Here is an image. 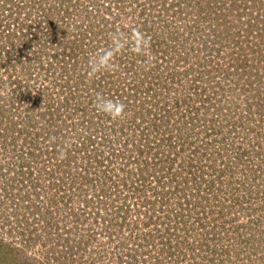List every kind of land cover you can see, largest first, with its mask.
Instances as JSON below:
<instances>
[{
  "label": "rangeland",
  "instance_id": "obj_1",
  "mask_svg": "<svg viewBox=\"0 0 264 264\" xmlns=\"http://www.w3.org/2000/svg\"><path fill=\"white\" fill-rule=\"evenodd\" d=\"M54 1L9 0L8 6H5V12H1L4 6L3 0H0V6H2L0 32L9 35V31L10 33L17 31L15 39L18 38V40L16 39L17 43L14 42L13 45L14 47L18 45V48L21 49V39L30 29L37 26L38 32V28L39 31H43L41 28H47V25L42 22L45 16L44 11L53 6L56 14L65 16L61 21H58L63 29L61 30L63 34L60 35L64 37L65 43L70 39L80 40V34L88 31V25L100 26L101 21L105 31H111L112 27H115L117 31L123 33L130 29L132 34H138L135 31L137 29L139 33L149 35L150 38L146 37V39H150V42L152 37L148 33L149 31L154 34H163L167 41L170 40V35L175 34L176 37L170 40L171 44H169L172 48L171 58L168 60L170 62H173L172 58L174 61L177 60L175 56L181 58L182 53L187 51V49L179 51L180 42L185 40L187 35L196 36L195 49L199 50L201 43L198 44L197 38H203L204 35L207 39L209 37L207 35L211 34L210 25L206 22L198 25L200 31L190 34V31L182 29L183 25L178 22L179 14L177 16L173 13L168 14L166 10L162 14L163 16L157 11H154L152 15L151 12L144 15V10L152 9L153 0H121L120 7L119 0H106L110 1V5L113 6L111 8L113 15L109 16L111 20L100 17V13L95 11L96 6L92 4L93 0H71L70 10L67 8V11ZM163 2L166 4L161 5ZM19 3H22L23 10H17L16 5H20ZM241 3L236 1L225 4L228 9L224 16L229 18L226 25L233 32L227 39L228 51L246 55L259 51L264 55V33L263 36L260 33V40L257 37L260 28L257 29L255 25L248 28L247 31L243 27V21L239 19L238 12L234 15L229 14L233 8H242ZM180 4L174 0H160V2L158 0L157 8L164 6L171 9L177 8L181 13L182 7L185 6ZM190 6H192L191 3L188 7ZM206 7L207 1L203 3V9ZM122 8L126 13L134 12L136 21L130 19L131 15L129 17L124 15L116 20L117 10ZM183 11L188 13L187 10ZM202 12L206 17L210 16L209 11ZM194 15L196 14L194 13ZM13 16L26 24L25 29L21 30L15 26ZM80 16H84L85 19H81ZM89 19L91 22L88 21ZM193 19L190 18V20ZM136 22L139 23L137 28L135 27ZM51 23L55 24L56 22L51 21ZM185 25L192 27L191 23L185 22ZM256 30L258 34H256ZM223 31L221 29V32ZM245 35L253 40L246 39ZM47 36H49V40L46 41L49 58L46 56L44 59L43 53H40V57L35 59L30 56L20 58L15 48V52L12 53L9 50L10 55L0 59V96L23 94L28 98L25 101L17 99V103L14 105L0 100V109L8 111L7 119L24 120L28 115L26 110L32 109L31 107L39 113V118H31L32 123L36 124L25 126L14 136L12 141L15 140V143H10L9 139H0V168H5V174L8 176L10 172L8 168L21 166L22 163H25V167H29L33 161L32 167L36 162L40 167V173H43L42 167H44L49 168L50 172L55 174L54 182L48 183L53 179L52 176L45 177L48 181H44L37 188L36 193H31V190L28 189H21L18 193L28 199L16 205L4 202V197L9 201L7 195L10 194L2 192L4 181L0 180V264H264V170L262 169L264 164V110H262L264 106V73L261 72L262 70L258 69V73H256L252 61L246 66L236 67L226 60L224 63L229 71L226 78L222 76L220 80L216 70L218 66H222V63L215 62L214 77L205 85L208 91L202 97L205 101L204 105L212 104V108L206 110L202 104L199 122L194 129L184 127L180 137H176L175 134L167 137V131L162 132V130H166L164 126L167 123L163 121L164 126H159L156 129H154L153 123L149 124V121H158L162 112L152 109L153 98L150 99L151 96L146 92V88L138 91V98H141V101H147V103L136 102L134 109L132 106L125 105V112L119 118L111 119L103 112L97 111L94 102L101 103V98L98 99V95L84 84H87L92 77L98 78L105 75L104 70L92 75L84 74L85 78L83 77V81L79 84L78 72L73 71L68 65L63 71L58 65L57 59L54 60L55 63L51 62L54 63V67L49 69L50 58L54 57L53 54L57 53L62 56L66 54V49L62 43H58L55 35ZM238 40L243 42L247 40L263 41V44L259 43L258 49L247 48L245 52H241L237 50V47L240 46L237 43ZM150 42L147 43V47ZM82 44L83 48L76 52L77 55L91 54L92 48L89 42L83 41ZM5 45L7 46V41L3 39L0 44L1 52L4 50L1 48ZM34 45L38 46L36 42ZM186 47H190V45H186ZM173 51L176 53L175 56ZM35 53L37 55V52ZM30 58L31 60H29ZM41 61L47 64L44 65V68L41 66ZM88 61L89 59L86 58L83 60L84 63H88ZM234 61L236 62V59ZM188 62L179 67L185 68ZM87 63L86 67H88ZM26 66L28 67L25 69ZM172 67L174 66H170V72H167L166 68V73L161 77L162 83L171 86L170 92H162L160 101H163L164 104L175 100L178 94L179 88L176 83L171 81V77L175 74ZM69 69L73 71L70 89L61 85V83H65L64 74H68ZM118 72L116 67L111 66L110 75L118 74L119 77L113 95H117V97L113 98H120L121 88L124 91L123 99L127 96L129 100H132L131 93L134 92L131 90L133 87L129 86L131 83L133 85L132 75ZM51 75L57 77L54 78L53 84L57 86L58 94L61 97L65 94L69 96L68 103H63L62 98L54 102L38 99L36 95L38 94L36 87L38 80L42 81ZM27 76L31 78L26 80ZM47 79L44 83L48 82ZM189 80L188 76L183 77L185 85ZM219 80L222 85L220 90L214 88L213 91L214 85L217 86ZM181 82L182 78L177 84L181 85ZM25 85L31 87L29 94H25ZM156 85L154 84L153 89L160 93L162 90H159L160 86ZM182 93L186 96L191 92L186 88L182 90ZM105 94L106 102L115 104V101L118 100L112 99L110 92L106 93L105 91ZM119 102L122 103V101ZM132 102L130 101V103ZM139 105L146 113L140 111L133 114ZM81 110L94 121L97 119L106 120L97 133L104 131L107 133L104 136H97L91 144L89 129L86 126L88 117L83 118ZM49 113H55L51 126H48L47 121L44 120L49 119ZM170 125L176 124L170 122ZM161 127L164 129L161 130ZM112 128H114V132H110ZM39 129L41 133L44 129L52 130L55 135L49 140L47 151L36 157V160L20 145L27 136L29 139L33 138V131ZM92 138L94 139V137ZM110 141L113 143V148L109 144ZM83 143L90 145L83 147ZM15 144L16 146H13ZM93 144H100L101 154L103 153V157L106 156L103 164L108 168L98 165L99 171L93 169L95 167L91 159L94 155ZM259 144L260 149L258 148ZM55 153H57L56 156ZM62 153L71 154L68 163L62 161ZM149 163H151L150 170L146 167ZM86 166L88 168H85ZM179 173L187 178L190 176L191 180L195 178L198 185L193 183L184 187L186 195L191 196V201L184 203L192 204L189 209H193L192 212L199 216L198 220L193 214L184 227L179 226L173 217L175 209L178 210L179 206H175L173 203L162 204L164 195L166 196L173 189L180 187L179 182L176 184L169 182L170 176L165 175L167 176L165 178L162 174L176 175ZM21 176H26V174ZM86 176L89 180L92 179L95 187H82L78 184L72 186V182H69V180L74 183L82 182ZM61 178L63 181H60ZM42 179L44 180L43 176L40 178L36 175L33 180L38 184V181ZM102 183L108 190L113 189V185H116V189L112 191L115 198L108 196L106 200L111 206L103 207L105 216L110 217L107 219V225L110 226L107 229L111 228V231H106L101 225L104 222V214L95 210L102 204H99V199L95 197L100 194ZM53 184L55 186H51ZM68 184L72 186L70 188L72 193L80 194L73 195V198L66 202L61 197L71 195L68 192L70 191ZM79 187L81 190L76 191ZM86 188L87 194L90 195L87 199L84 198ZM4 193L6 194L4 195ZM31 194H33L32 197ZM195 196L201 199L193 202ZM128 197L135 199V211L133 209L131 211L127 209L115 210L112 207L113 200L119 199L117 200L119 202L121 198ZM82 199L85 200L82 201ZM195 203L196 206L198 205L197 210L193 208ZM37 209L39 213H37ZM189 209L188 206L183 205L180 206L179 211L188 212ZM41 212L45 214L42 215ZM98 215L102 217H98ZM103 225L105 227V222ZM164 229L169 231L167 235L163 233ZM150 232L153 234L149 237ZM164 238H167L168 242H165ZM166 243L172 247H175L174 245H183L188 248L191 246L195 255L193 252L187 251L185 254L182 253L185 258H181V250L176 247L174 252L163 250L162 245ZM149 245H152L150 255L148 251H144Z\"/></svg>",
  "mask_w": 264,
  "mask_h": 264
},
{
  "label": "trees",
  "instance_id": "obj_2",
  "mask_svg": "<svg viewBox=\"0 0 264 264\" xmlns=\"http://www.w3.org/2000/svg\"><path fill=\"white\" fill-rule=\"evenodd\" d=\"M111 1V0H110ZM110 1H106V0H93L92 4L96 6V10L98 13H100V17L105 19V20H111L109 19L111 14V8L113 7L112 5H110ZM177 3H181L180 5H184L185 7H182V12L179 13L177 8H167V7H163V8H157L158 5V0H153V4H152V9L150 10H144L143 14L147 15L148 13L151 12V15L154 13V11H157L159 14H163L164 11L166 10L169 13H173L177 16V14H179L177 16V19H179V23L182 24V29L185 30H189L190 34H194L195 31H200V27L198 26L200 23L206 22L210 25V29H211V34L207 35L209 36L207 39L206 37L203 35L202 37H198V44L201 43L199 46V50L195 49V35H187L185 40H181L180 42V50L182 49H187V51H184V53H182V57L179 58L176 55L175 51H173V55L175 56V58L177 60L174 61V58H172L171 60L173 62H170L168 60H170L171 58V53H172V48H171V44L170 40L174 39L176 37L175 34L170 35V40L167 41L166 37L161 34V33H152L151 31H149L148 33L151 34L152 37V41L150 42V39H146V37L150 38V36H146L143 35L141 33H139V31H137V29H135V31L138 34H135L131 32L130 29L125 30L123 32L117 31V29L115 27H112L111 31H105L102 27H103V22H100V26L97 25H93L90 24V26L88 25V31L86 30V32L83 34L81 33V39H74L70 41L68 40L67 43H65L64 37H62L60 34H63L61 30V26L59 25L58 21H61L62 18H65V16H60L59 14H56L55 8H52L53 6H50L48 9H45L44 13V21H42L43 23H45L47 25V28H41L43 31H39L38 28V32H37V26L34 27L33 29H30V31L28 33L25 34V36H23V39H21L22 41L20 42V45L22 46L21 49L18 48V45H16L14 47V42H16L18 40V38L15 39L16 33L13 31L12 33H10V31L8 32L9 35L4 34L3 32H0V44H2L3 39H6L7 41V46H3L1 48V50L4 48L3 52L0 51V59H4L6 57V55H10V51L15 52L14 49H17V53H18V57H25V56H30L32 58H37L40 57V53L44 54V59L46 56H48L49 58V53H48V47L46 45V41L49 40V36L47 35H55L57 37V41L58 43H62L64 45V48L66 49V54H63L62 56H59V54L54 53V57L50 58V67H48L49 69H51V67H54V63H55V59L58 60V65H60V68L65 71L66 70V65H68L70 68H72L73 71L78 72V82L79 84L83 81V77L84 74L90 75L89 74V67H86V63L83 62V60L89 59L90 57H92L94 54L96 53H107V56L110 59V62L108 64V66L103 69L104 70V74L105 75H101L100 77L96 78L92 77L90 79V81L87 84H84V86L88 87V89H92L96 95H98L101 98L102 102H106V93L110 92L112 94L111 98L112 99H118V98H113V97H117V95L113 96L115 94L114 88L116 87L117 84V79L118 74L116 76H111L110 75V70H111V66H114L117 68V70L120 72H125L127 75H132V81H133V85L132 83L129 85L130 87H133V90H131L134 93H131V97L133 98L132 100H129L127 98V96H125V99H123L124 96V91L120 88V94H119V99L116 100L115 102L118 103L119 101H122V103L126 106H132L133 109L136 105V102L138 103H147V101H141V98H138V91L142 88H146V92H148L150 94V99L153 98V110H157L158 112H162V116L160 117V119L154 120V121H149V124L153 123L154 129H156L159 126H164V123H167L164 128L166 130H162L164 129L163 127H161V130L163 133H165L167 131L168 136H172V134H175L176 137H180V133L183 131L184 127H190L191 129H194L195 125L199 122L198 119L200 118V109L202 108V104L203 106H205L204 109L208 110L210 109V107L212 108V104L211 105H204L205 101L203 100V96L205 95V93H207V88H206V84L209 83V81L214 77V63L215 62H221L222 66H218L217 67V72L219 73L220 76V80L222 79V76H224L223 78H226L225 76L228 73V69L226 67V64L224 63L226 60H228L229 63L235 65L236 67L239 66H246L248 65V63H251L250 61H252L254 67H255V72L258 73V69H260L261 72L264 73V60H261L262 58H264V55L262 53H260L259 51H256L255 53L251 54V55H246V54H240V53H234L231 51H228L227 48V39L228 37L233 33L229 30L228 26L226 25V23L228 22V17L225 18L224 15H226L227 13V7L225 6V4L230 3V2H242V8H233V11L229 12L232 13L231 15L237 14V12L239 13V19L241 21H243V24L245 27V29L248 31V28H250L251 26H255L257 27V29H259V34L257 33L256 30V34L257 37L260 40V33L261 36H263V27H264V0H174ZM207 1V7L206 9H203V3ZM31 2V1H30ZM58 6H62L66 11L69 9L70 10V6L72 4L71 0H55L54 1ZM160 2V0H159ZM9 0L5 1L3 0V9L1 10L2 6H0V10L1 12H5V6H8ZM189 3L192 4V6L188 7ZM20 5H16L17 10H23L24 7L22 5V3H19ZM166 2L161 5H165ZM38 5V4H36ZM121 6V0H119V7ZM42 7V6H41ZM68 8V9H67ZM252 8V9H250ZM183 10H187L188 13H185V11ZM209 11L210 12V16H207L202 12V11ZM117 15L115 17L116 20L124 17V15H127V17H130V19L135 20V15L134 12L132 13H126L125 9L122 8L120 10H117ZM194 13L196 15H194ZM182 14V16H181ZM228 14V16H230ZM160 15V16H161ZM163 16V15H162ZM194 18L193 20H190V18ZM80 18H84V16H80ZM19 19V18H18ZM16 19L13 16V20L15 21V26H17L18 29H25V23L21 22L20 20ZM114 19V18H113ZM187 19V20H186ZM51 21L56 22L55 24H52ZM89 22H91V19L88 20ZM136 21V20H135ZM187 24L191 23L192 27L185 25V22ZM106 23H108V21H105ZM189 22V23H188ZM211 22V23H210ZM139 23L136 22L135 27L137 28V25ZM43 25V24H42ZM226 25V26H224ZM168 26V25H165ZM36 28V29H35ZM221 29L224 30L223 32H221ZM114 33H119L122 37H123V42L119 47H116L113 44V40H114ZM154 36V39H153ZM237 36V35H236ZM48 39H45V38ZM84 37V39H83ZM246 39L250 40L252 39L251 37H249L248 35L244 36ZM166 38V39H165ZM179 39V37H177ZM51 39V38H50ZM194 39V42H193ZM206 39V40H205ZM142 40L146 41V43L150 42L149 47L146 48L145 51H141L140 49L143 47L142 45ZM240 41L238 40L237 43L240 44V46L237 47V50L241 51V52H245L247 48L249 49H258V45L259 43L263 44V41ZM253 40V39H252ZM83 41H87L89 42L91 48H92V53L91 54H85L84 55H77V51L81 50L83 48ZM35 42L38 44V46L36 47L34 44ZM53 42H54V38H53ZM17 43V42H16ZM254 43V45H253ZM51 44V43H49ZM186 45H190V47H186ZM39 47H41V49H39ZM26 49V50H25ZM262 50V49H261ZM94 51V52H93ZM200 51V53H199ZM37 52V55L36 53ZM260 53V54H259ZM197 54V56H195ZM39 55V56H38ZM170 56V57H169ZM14 57L16 58V55H14ZM194 57V58H193ZM192 59V61H190ZM234 59H236V62L234 61ZM31 60V58L29 59ZM153 60V61H151ZM261 60V61H260ZM54 63H51V62ZM185 61V62H184ZM187 61H189L186 65L185 68H180L179 66H181L182 64L186 63ZM168 62H169V66H168ZM176 62V63H175ZM88 64V63H87ZM44 65H47L46 63H43L41 61V66L42 68H44ZM168 66V67H166ZM170 66H174L172 67L175 72V74H173V76L171 77V81H173L174 83H176V86L179 88L178 89V94L177 97H175V100L171 101L170 103H163V101H160L162 99V92H170L171 90V86L164 84V82L162 83V79L161 77L163 76L164 73H166V68H167V72H170ZM28 66L25 67V69ZM177 69H176V68ZM262 68V69H261ZM88 69V70H87ZM71 69H69L68 74L65 73V83H61V85H64L66 87H70V79L71 76L73 75V71ZM112 73L114 74V72L112 71ZM124 73V74H125ZM129 73V74H128ZM177 73V74H176ZM96 74V73H95ZM112 74V75H113ZM81 75V76H80ZM92 75V74H91ZM63 76V75H62ZM70 76V77H69ZM189 77L190 80L186 83L183 82V77ZM173 77H175L173 79ZM26 80H29L31 77H26ZM47 79V83H44L45 80ZM45 79L38 80L36 87H37V91L38 94H36L38 96V99H42V100H47V102H49L50 100L52 102L58 100L59 98L63 99V103H68L69 101V96L67 94L65 95H61L58 94V89L57 86L53 84V80L54 78H57L55 75H51V76H47ZM85 78V77H84ZM182 78V84L178 85L177 82L181 81ZM216 78V77H215ZM264 78V76H263ZM60 79L62 80V78L60 77ZM32 80V79H31ZM99 80V81H97ZM151 80V81H150ZM219 80V82L217 83V86L214 85L213 87V91L214 88H216V90H220V86L221 85V81ZM67 81V82H66ZM213 82V81H212ZM103 85H102V84ZM154 84H157L158 86H160L159 90H154ZM156 85V86H157ZM174 89V87H172ZM189 89V91L191 92L189 95L187 94L186 96L182 95V90L183 89ZM70 89V88H69ZM175 90V89H174ZM212 91V92H213ZM31 92V87L30 85H25V94H29ZM117 92V91H116ZM182 93V94H181ZM105 95V96H104ZM207 96V95H206ZM127 98V99H126ZM159 98V99H158ZM21 100V101H25L27 98V96L21 94H11L10 96L3 94L2 96H0V100L2 101H7L9 102V104H16V100ZM149 99V100H150ZM100 101V100H99ZM130 101H133L132 103H130ZM1 108V106H0ZM32 109L26 110V112L28 113L27 117H25V119H17V121H12L11 119H7L6 115L8 113V111L6 110H1L0 109V128L4 126V128L0 129V139L3 138L5 140L9 139L10 143H15L16 141H12L14 139V136L21 130H23L25 128V126H32L33 124L36 123H32V117L35 118H39V113L36 109H34L33 107H31ZM205 110V111H206ZM264 110V106L263 109ZM35 111H37V113H35ZM143 111L141 105H139L136 110L133 112V114ZM144 112V111H143ZM263 112V111H262ZM80 113L83 115V118H87L88 115L85 114V112L83 110L80 111ZM146 113V112H144ZM150 113V110H149ZM159 113V115H161ZM148 114V112H147ZM44 116V115H43ZM49 119H44L47 121L48 126H51V124L53 125V119L55 118V113H49L48 114ZM32 118V119H31ZM106 120L104 119H97L96 121H94L93 118L88 117V120L86 119V126H88L89 129V137H90V144L93 143V141L95 140V138L97 136H104L107 132H101V133H97V130L101 128V125H103L105 123ZM56 122V121H55ZM170 122L175 123L176 125L171 126ZM115 127V125H114ZM28 130V128H27ZM87 131V130H86ZM147 131V130H146ZM34 132V137L29 139L28 136L27 138L24 139V142H22V144L20 145L21 148L24 149V151L30 153V156L33 159H36V157L41 156L43 153H45L47 150V145L48 142H50L49 140L53 138V136L55 135V132L52 130H43V132H40V129L38 131H33ZM110 132H114V128H112L110 130ZM108 134H110L108 132ZM112 135V134H111ZM148 131H147V136H148ZM94 137V139L92 137ZM146 136V138L148 139V137ZM263 139V137H262ZM97 141V140H96ZM102 141V138H101ZM148 141V140H147ZM149 142V141H148ZM104 143V141H103ZM88 144V145H90ZM96 144V143H94ZM92 145V149H94V155H92L91 159L92 162L94 163L95 167L93 169H98L97 171H99V166L104 165V168H108L105 167L104 160L106 158V156L103 157V153L102 149L100 147V144L97 145ZM109 144L112 146L113 148V143L112 141L109 142ZM159 145H161L160 143H157ZM87 144L83 143L82 146L83 147H88ZM13 146H16L13 145ZM30 148H29V147ZM258 148L260 149V144L258 145ZM50 152V151H49ZM261 152V150H260ZM197 153V152H196ZM57 155V153H55V156ZM109 155V154H108ZM200 155V154H198ZM221 155H223V153H221ZM264 155V154H263ZM71 159V154L67 153V154H63L62 155V161L64 163H68ZM151 162V161H150ZM150 165L151 163L147 164L146 167L147 169L150 170ZM209 166H211L209 164ZM262 166V165H259ZM263 170H264V164L262 166ZM32 162H31V166L29 167H25V163H22L21 166H13V168H8L9 172V177L12 178L13 176L17 175L21 176L24 174H31L32 173ZM85 168H88V166H86ZM30 169V170H29ZM102 170V169H101ZM104 170H108V169H104ZM191 170V169H190ZM4 172V173H3ZM0 180H4L6 177L5 174V168H0ZM162 175H169V182L171 181L172 183H180V187H177L175 189H173L172 191L169 192V194H167L166 196L164 195L163 197V203L162 204H169L172 201L175 200V203H173L175 206H183L186 203H184L185 201H191L190 195H186V190L184 187H188L190 184L195 183L196 186L197 182H195V178L193 180H191L190 176L187 178V176H182L181 173L176 174V175H171V174H162ZM52 178L54 179L55 174L51 175ZM192 176V175H191ZM167 177V176H165ZM201 178L203 179V177L201 176ZM84 181L79 182V183H74L72 180H69V182H72V186L73 185H80L82 187H95V183L92 182L91 180L88 179V177H84L83 178ZM191 180V181H190ZM60 181H63V179L61 178ZM69 186V189L72 186ZM102 189L99 190V193L101 194H105V195H110L112 194L111 190H108L107 188H104L105 184L102 183ZM81 187L77 188L76 191L78 189H80ZM89 188V189H90ZM113 189H116V185L113 186ZM81 190V189H80ZM9 193V192H8ZM114 193V192H113ZM6 193H4L5 195ZM10 194V193H9ZM80 193H73L71 195H64L61 198L65 199V201H69L70 199H72L73 195H78ZM90 195L87 194V188H86V194H85V198L87 199V197L89 198ZM99 195L97 194L95 197H98ZM7 197L9 198V200L12 199V195H7ZM20 197L23 198V195L20 194ZM60 197V196H59ZM58 197V198H59ZM75 197V196H74ZM80 197V196H79ZM28 199V198H25ZM201 199V198H200ZM199 197L193 199V202H196V200H200ZM85 199H82V201H84ZM210 201V199H209ZM199 202V201H197ZM172 204V203H171ZM190 204V203H188ZM193 208H195V210L198 209V205L193 206ZM193 209L188 211L187 215H173V217H176V219L179 221V223L181 224V227H184L187 225L188 219H190V217H193ZM37 213L38 209L36 210ZM50 213V212H49ZM16 214V213H14ZM42 215H44L45 213H42ZM204 214V213H203ZM210 215V214H209ZM194 216H196L199 220V216L198 214H194ZM170 217H172L170 215ZM46 218V217H44ZM210 219V217H209ZM167 231L166 229H164L163 233L165 235H167ZM165 242H168L167 238H164ZM167 244V245H166ZM165 244L166 250H171V252L175 251L176 248L178 250H181L180 255L181 258H185V256L183 254H185V252L187 251H191L193 252V255H195L193 249L191 246L188 247H183V245H174L175 247L170 246L168 243ZM171 244V243H170ZM170 246V247H169ZM183 253V254H182ZM194 259V258H193ZM190 259V260H193ZM183 261V259H182Z\"/></svg>",
  "mask_w": 264,
  "mask_h": 264
},
{
  "label": "built area",
  "instance_id": "obj_3",
  "mask_svg": "<svg viewBox=\"0 0 264 264\" xmlns=\"http://www.w3.org/2000/svg\"><path fill=\"white\" fill-rule=\"evenodd\" d=\"M37 160V159H36ZM33 163V161H32ZM34 165V164H33ZM36 166V167H35ZM35 166L32 168V173L31 174H26V176H18L15 175L13 176L12 178L8 176L5 177V179L2 181L3 182V185H2V188H4V190H2V192H9L13 197L11 200L7 201L4 197V202H9V203H12L13 205H16V204H19L21 203L22 201H27V199L25 198H21L20 197V194L21 193H18L21 191V189H28V190H31V193L32 192H37V188L40 187L43 182L45 181H48V179H46L45 177H49L53 174L50 172V169L49 168H44L42 167V169H44L43 173H40L39 170H40V167H38V164L35 162ZM228 168V167H227ZM1 174V173H0ZM38 175L40 178L43 176L44 180H39L38 181V184L33 180L34 179V176ZM42 175V176H41ZM166 178V177H165ZM50 182H54V179H51V181H48V183ZM40 184V185H39ZM51 186H55V184L51 185ZM114 186V185H113ZM35 189V190H34ZM70 190V189H68ZM111 191H114V189H111ZM70 194H73L72 193V190L68 191ZM33 196V194H31V197ZM109 196H113L115 198V195L113 194H110ZM52 198V197H51ZM85 198V197H84ZM108 198V195H105V194H99V196L96 198V199H99V207H96L95 210L96 211H99L100 214L103 213V207L104 208H109L111 205L110 203H107L106 200ZM86 199V198H85ZM163 199V197H162ZM119 199H115L113 200L112 202V207L117 210V209H127L128 211H131L133 209V211H135V199L134 198H131V197H128V198H121V201H117ZM33 201V200H32ZM67 202V201H66ZM121 202V203H120ZM171 203H175V200L172 201ZM120 206V207H119ZM185 206H188V209H189V206L192 207V204H188L186 203ZM91 208V207H90ZM180 209V206L178 207V210L175 209V215L177 213V215L179 214H182V215H187L188 212L185 211V212H182V211H179ZM190 210V209H189ZM177 211V212H176ZM124 213V212H123ZM104 214V213H103ZM108 216V214H107ZM98 217H102V216H99ZM108 218L110 219V217L108 216ZM105 214H104V218H103V221L105 222V227H104V222L103 224H101L103 226V228L107 231H111L110 229H107L109 228L110 226L107 225L108 224V219ZM106 219V220H105ZM176 219V217H175ZM176 223H178L179 226H181V224L179 223V221L176 219ZM104 229H101V230H104ZM105 233V232H104ZM153 233L150 232V234L148 235L149 237L152 236ZM163 250L166 249L165 245L163 244ZM152 249V245H149V246H146V248L144 249V251H148L149 252V255H150V250ZM161 249V247L159 248V250Z\"/></svg>",
  "mask_w": 264,
  "mask_h": 264
},
{
  "label": "clouds",
  "instance_id": "obj_4",
  "mask_svg": "<svg viewBox=\"0 0 264 264\" xmlns=\"http://www.w3.org/2000/svg\"><path fill=\"white\" fill-rule=\"evenodd\" d=\"M114 40L113 44L116 47H119L123 42V37L119 33H114ZM143 47L140 49L141 51H145L147 48L146 41L142 40ZM110 62L107 53H96L92 57L89 58L88 67H89V74H95L103 69H105ZM99 99V96H98ZM95 103L96 109L99 112H103L104 114L108 115L111 119H116L121 117L125 112V105L123 103H111V102H101ZM63 155V153H62Z\"/></svg>",
  "mask_w": 264,
  "mask_h": 264
}]
</instances>
